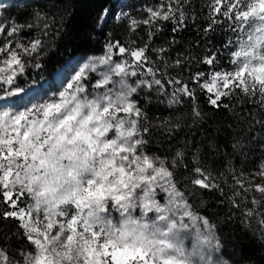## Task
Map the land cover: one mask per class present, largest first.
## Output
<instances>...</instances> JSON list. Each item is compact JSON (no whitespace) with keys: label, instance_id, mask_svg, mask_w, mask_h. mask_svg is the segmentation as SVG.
<instances>
[{"label":"trees","instance_id":"obj_1","mask_svg":"<svg viewBox=\"0 0 264 264\" xmlns=\"http://www.w3.org/2000/svg\"><path fill=\"white\" fill-rule=\"evenodd\" d=\"M142 1L145 0H123L119 6L136 8ZM161 3L166 11L170 3L175 7L173 0ZM210 3L211 0H181L180 10L185 14L182 26L172 19H158L151 26L140 25L132 32L113 23L118 4L115 0H26L1 9V17L8 27L24 26L16 34L18 38L32 41L38 38L44 44L37 59L23 56L20 51L27 62L22 74L27 86L49 80L75 56L103 54L108 43H119L133 50L148 44L151 63L146 62L137 71L145 80L151 77L141 73L149 66L158 69L156 76L162 80L172 77L188 80L197 72H204L207 78L210 71L232 68L230 54L236 51L237 36L234 21L216 15L219 23L205 32L211 23ZM108 11L111 15L103 25V13ZM94 24L98 26L93 27ZM174 28L179 30L173 31ZM149 32L153 33L151 37ZM160 47L168 49L163 59L152 51ZM209 53H219L214 68L198 62ZM177 59L183 67L175 65ZM139 88L133 99L144 112L136 117L137 134L143 141L139 144L140 152L165 161L164 167L173 172L169 179L190 211L213 228L220 257L227 264H264V193L248 188L241 181L259 173L264 164V91L248 87L246 97L237 90L224 101L229 108L219 110L206 102L203 92H198L202 119L196 121L187 98L168 105L173 86L166 85L164 94H158L155 88ZM145 129L149 131L144 133ZM236 143L242 147L235 148ZM177 152H182L183 157H177ZM195 167H200L208 177L207 182L215 187L193 186ZM4 210L5 206L0 204V212ZM20 231L15 220H0V247L7 249L18 263L24 259L20 252L26 255L32 251L22 243Z\"/></svg>","mask_w":264,"mask_h":264},{"label":"snow or ice","instance_id":"obj_2","mask_svg":"<svg viewBox=\"0 0 264 264\" xmlns=\"http://www.w3.org/2000/svg\"><path fill=\"white\" fill-rule=\"evenodd\" d=\"M173 2L175 7L170 3L167 11L161 12L151 8L148 9L150 16L142 22L135 19L131 20L130 28L135 30L141 23L150 25L154 22L155 18L160 20L172 19L174 24L178 23L182 26L185 20V14L180 10L181 0H173ZM209 9L212 13L210 16L211 23L205 32L211 31L213 25L219 23L215 17L216 15H221L234 21L235 30L237 32H244L247 36V40L239 41L240 51L231 52L230 54V62L235 65V71H214L207 79L206 74L201 71L194 73L188 80H181L175 77L162 80L156 76L158 69L154 70L149 66L147 67V71L141 74L150 76L151 78L142 80L139 88H148L149 90L155 88L158 94H164L166 85L173 86L168 105L178 104L184 98H187V102L191 103L192 117L196 121L202 119V113L197 104L198 92H203L206 96V102L217 110L220 108L228 109L229 105L224 103V101L228 97L234 95L237 90L246 96V89H241L239 87L241 83L239 75L240 72H244L248 69V66L247 63H245L243 67H238L236 58L254 38L257 45L264 44V0H211ZM177 12H179L178 17L176 16ZM110 15V11L103 13L105 22ZM250 17H257L256 21H258V26L255 29L257 33L255 37L252 32H246V29L250 27ZM96 26L98 25H93V27ZM22 27L24 26L11 25L6 28L4 25L0 24V35L9 38L15 37L16 34L21 31ZM28 27L31 26L29 25ZM178 30V28L173 29V31ZM152 34V32H149V37H151ZM88 39L89 37L86 33L85 40ZM43 47V42L38 38L31 41L27 46L20 42L14 43L12 39L7 40L4 42L3 46H0V53H3L6 57L0 59V63L4 65L0 67V93H3V95L0 96V204L5 206V210L0 212V220H15L19 225V229L22 230L18 232V234L23 237L22 243L27 247L33 248V250L41 246L42 240L33 235V233L37 231V228H30L29 226L33 224L38 226L39 220L43 219V216H37L36 213L31 212L28 208V204L26 206H20L21 203H23L22 198L27 195L14 187V177L19 176L22 168L26 170L25 166L30 167L32 164H38L43 167L48 164L46 158L47 144L49 140L54 139L53 136L49 135V132L55 131L57 133H62L64 124L69 120L74 121L76 119L74 116L70 115L71 108L64 109L63 104L66 98L69 100L73 97H78L80 99L87 98L88 95L84 86V81L88 78V73L96 72L99 66H107V71L104 72L103 78L96 84V87L100 88L109 83L113 74L121 77L126 75L134 77L138 75L137 71L129 66L127 59H125L124 63H116L113 61L114 55H126L127 57H131L132 65H134L135 69H143L146 62L151 63L148 55V44H144L143 47L133 50L119 43H108L105 46L106 53L98 57L93 56L89 58L88 62L84 63L83 66L79 68L78 73L73 78V82L68 85L65 91L59 94L58 99H53L45 104H40L32 108H26L23 112L18 110L16 112L3 110L4 100L10 99L15 101L19 97L26 95V90L16 83L18 77L26 71L27 62L23 59V56L37 59ZM114 49H118V52H115ZM17 50H22L23 56L21 52ZM152 51L156 52L157 55L163 59V54H165L168 49L160 47L158 49H152ZM218 56L219 53L216 55L209 53L198 62L214 68L216 67ZM175 65L177 67H183L180 59L175 61ZM35 67H39V64H36ZM129 69L132 71L129 72ZM69 89H71V91H69ZM137 93L138 89L136 87L128 89L127 85L121 80V93L118 98L122 101L121 104H125V107L119 110L120 114H131L134 112L136 117L139 118L141 114L144 113L137 104V101L133 99V96ZM130 97L131 100H129ZM111 99L112 96L106 93L104 96L97 97L96 100L93 101L100 105H108L103 107L101 115L112 111ZM74 106L75 102L73 103V107ZM54 113L57 114V119L49 122L47 117ZM257 122L259 123L260 121ZM37 130L40 132L39 136L35 135ZM94 131H96V129ZM148 131L149 129H145L144 133ZM67 132L73 133L71 125H69ZM74 135L79 136L81 134L75 133ZM62 136L63 139H68L66 134L62 133ZM234 147L238 149L242 147V145L236 143ZM138 149L139 143L127 149L120 148L117 150L119 153H132L131 156H124L125 161L130 160L132 164L118 169L119 173L123 174L119 180L120 185L125 187L130 186L126 181H135L137 179V171L146 174L153 168H156L154 176L149 177L147 175H141L139 179L154 184L157 176H173V172L168 168L154 167L152 158L145 154L141 155ZM176 155L179 158L183 157L182 152H177ZM13 161L15 162L14 164L12 163ZM261 167L264 168V165H261ZM39 170L38 168L37 171ZM193 172L195 174L191 177V184L193 186L205 189L210 186L215 187V185H210L207 182L208 177L205 176L204 171L200 167H195ZM102 187V185H97V189ZM172 187L176 190V185ZM136 191L139 193L142 192L143 189H136ZM259 191L264 193V187H259ZM89 194L97 198L98 204L104 200L108 201L107 206L103 210L98 209L97 223L102 219H106V214L109 210H113V205L116 206L114 210L120 209L121 204L129 199V197H126L115 185L111 186L109 191H104L102 195L99 194L98 197L96 192L91 190ZM181 202L182 194L180 191L176 190V197L171 199L169 203L175 205V211H180ZM152 203L153 201L149 200L147 205H152ZM129 210L131 211V209ZM64 211L66 215L57 217L58 223L52 229V232L54 235H57L60 230L59 225H66L68 231L65 233L67 236L65 244L70 245L77 239L75 234L87 232L90 226L86 225L81 218L76 215V207L69 206L67 209H64ZM120 211H123V209H120ZM157 211H160V209L157 208ZM185 217L193 221L197 219L195 216H192L190 212L186 211L180 216V219L184 221ZM203 224L207 225L208 221L204 220ZM102 231L103 230L98 233L94 229L91 230L93 239L99 241V243H94L91 246L86 244L83 249V264H155V260L149 259L148 253L142 248H133L127 244L123 247H118L112 241L103 242L101 240ZM44 235L46 237L47 233ZM19 255L24 258L25 252L22 251ZM0 264H18V262L9 255L7 249L0 247ZM162 264H183V262L171 259L163 260Z\"/></svg>","mask_w":264,"mask_h":264},{"label":"clouds","instance_id":"obj_3","mask_svg":"<svg viewBox=\"0 0 264 264\" xmlns=\"http://www.w3.org/2000/svg\"><path fill=\"white\" fill-rule=\"evenodd\" d=\"M250 19L256 20L257 17ZM256 35L254 31L253 36ZM237 58L241 61V67L247 63L248 69L255 73L257 69L264 67V44L257 45L254 38ZM119 96L120 93H117L114 98L112 97L113 108L122 103ZM96 98L94 96L91 98L87 96L86 99L66 98L63 108H71L70 115L76 118L65 123L62 129V133L66 134L68 139H63L62 133L49 132L54 139L49 140L47 144L48 164L43 167L38 164L25 166L26 170L22 168L19 176L13 179L14 187L27 195L29 210L37 216H43L39 224L48 232V239L43 241L40 247L25 255L24 264H39L44 257H47L45 264H83V249L86 244L91 246L99 243L93 239L92 229L98 233L103 230L101 234L103 242L112 241L118 247L127 244L133 248H142L148 253L149 259L155 260V264H162L163 260L171 259L182 261L183 264H197L189 251H177L175 234L180 232L183 236V230L189 229V225L182 221L180 216L185 211H190L187 208L175 211V205L169 203L176 197V190L172 187L167 202L160 203L157 200L158 194L153 190L154 184L152 182L141 184L139 177L146 174L139 171L136 173L135 181H126L130 185L127 192L121 188L118 169L132 164V161H125L124 153L117 150L127 149L143 141H134V136L138 133L135 121L127 118L117 119L113 113L101 115L103 107L108 105L93 102ZM55 119H57L55 113L47 117L49 122ZM69 125L73 133L67 132ZM95 129H100V132L94 131ZM105 130L114 131L111 141L104 136ZM75 133L81 135L75 136ZM39 134L37 130L35 135ZM154 160L160 167H164L163 159L155 157ZM155 171L156 168L151 169L152 173ZM97 185L103 187L97 189ZM113 185L126 197L131 198L121 204L120 209L123 211L117 209L120 213L118 218H109L106 214V219L97 223L98 209L103 210L108 201L104 200L98 204L97 198L91 196L89 191L96 192L98 197L101 192L109 191ZM140 188L143 189L142 194L137 195L133 190ZM149 200L153 201L152 205H147ZM69 206L77 208L76 215L90 228L87 232L75 234L76 241L66 245L67 226L59 225V233L52 235L47 225H57V217L66 215L64 209ZM137 208L140 209L139 214H136ZM157 208L160 211H157ZM191 215L193 216L192 213ZM29 227L34 228L36 225ZM185 249H190L188 241H185Z\"/></svg>","mask_w":264,"mask_h":264},{"label":"rangeland","instance_id":"obj_4","mask_svg":"<svg viewBox=\"0 0 264 264\" xmlns=\"http://www.w3.org/2000/svg\"><path fill=\"white\" fill-rule=\"evenodd\" d=\"M26 0H0V24L4 25L8 28V26L5 24V19L1 17V9L6 8L10 6L13 3L20 4ZM118 2L116 5V15L114 17L113 23L115 25H121L128 28L129 32L133 31L130 28L131 20L135 19L137 21H143L144 19H147L150 16V13L148 9H153L156 11H166L165 6L161 3V0H145L142 1L141 4L139 3L136 8L130 7L125 8L124 4L119 6V3L123 0H115ZM125 1V0H124ZM158 18L154 19V22H156ZM107 21V20H106ZM153 22V23H154ZM104 22L102 23L104 25ZM152 23V24H153ZM150 25H144L141 23L140 25L144 26H151ZM250 27L246 29V32H254L255 29L258 26V21L250 19L249 20ZM102 25V26H103ZM137 29V28H136ZM10 30V29H9ZM12 39L13 42H20L24 45H29L32 40L30 39H20L17 36L9 38L4 35H0V46H3L4 42L7 40ZM240 40H247V36L244 32H237L236 38H234L236 51H240L239 47V41ZM14 46V44H13ZM18 52H22V50H17ZM115 52H118V49L114 50ZM106 52H104L101 55H104ZM98 55V56H101ZM97 56V57H98ZM6 58L3 53H0V59ZM91 57H83V56H75L71 58L69 61H67L65 64H63L61 67H59L52 75V77L49 80L46 81H38L37 83L27 86L26 82L22 78H24L23 75H20L18 78L21 79V82H19V79L16 80L17 84L25 85L23 87L26 90V95L19 97L15 101L13 100H4V108L3 110L9 111V112H16L17 110L20 112L25 111L26 108H32L34 106L45 104L53 99H58L59 94L63 91H65L66 88H68V85L73 82L74 76L78 73L79 68L83 66L84 63L88 62V59ZM125 59L128 60L129 66L132 67L133 70L138 71V69H135L134 65H132V58L127 57L126 55H114L113 61L116 63H124ZM237 59V66L241 67V61ZM232 64V63H231ZM4 66L2 63H0V67ZM230 68L227 71H235V65L232 64ZM107 71V66H99L97 71L94 73H88V78L84 81V86L87 91V95L89 98L91 97H100L104 96L106 93L112 96L113 98L117 93H121V80H123V83L127 85L128 89H131L133 87H140L142 80H145L144 77L141 76H118L116 74H113L109 83L107 85H104L100 88L96 87V84L103 78L104 72ZM132 71L129 69V72ZM214 71H210V73L207 75V78L210 77V75ZM226 72V71H221ZM206 78V79H207ZM239 80L241 83L239 84V87L242 89H246L248 87H254L255 91H264V67H261L260 69H257L256 72H252L249 69H246L244 72H240ZM7 87V86H6ZM223 90V89H222ZM71 91V89H69ZM3 93H0V96H2ZM131 100V97L129 98ZM125 107V104H120L116 106L115 108H112L111 112L105 113H113L117 119H130L132 121L136 122V115L135 113L131 114H120L119 110L121 108ZM96 132H100V129H96ZM114 131L105 130L104 136L111 141L112 137L114 136ZM140 140L139 135L136 134L134 136V141ZM140 152V150L138 149ZM141 153V152H140ZM132 153L124 152V156H131ZM141 155H144L141 153ZM149 156V155H148ZM153 160L154 167H160L158 162L154 160L155 157L150 156ZM264 165V164H263ZM127 167V166H126ZM150 173V175L148 174ZM264 168L261 169V171L253 176H245L243 179H241L242 183L246 184L248 188H252L256 190V192L259 191V187H264ZM123 174H120V177ZM147 176L152 177L155 175V173H152L151 170H149L146 173ZM141 184L145 183V181L140 180ZM172 183L169 179V177H160L157 176L156 180L154 182V191L158 194L157 200L160 203H166L167 199L169 198V192L172 188ZM259 186V187H258ZM121 188L124 190V192H127L130 188V186H123L121 185ZM137 195L142 194V192L137 193L136 189L133 190ZM101 195L103 192L100 193ZM131 198V196H129ZM23 203H21L20 206H26L29 202V199L27 196L22 198ZM185 207L190 211V208L186 204L184 198L182 197V202L180 205V211L184 210ZM115 207H113V210H109L107 212V216L109 218H118L120 213L117 210H114ZM136 214H139V208L136 210ZM191 212V211H190ZM192 213V212H191ZM193 214V213H192ZM197 219L195 221L191 220L190 218L185 217L184 222L189 225V229H185L184 235L182 236L180 232H177L175 234V241L177 245L178 251H189L191 256H193L197 264H227L226 261L220 257V248L219 244L216 238V235L214 233L213 228L210 225H204L203 221L204 219L194 215ZM58 223V221H57ZM56 225L48 224L47 228L51 231L52 235V229ZM37 231L33 233L38 239H41L42 237V243L43 241H46L48 239V232L44 230V226L38 225L36 226ZM45 233H47V236L45 237ZM39 234V235H37ZM185 241H188L190 244V249H185ZM33 250V248H32ZM47 260V257H44L40 260L39 264H45ZM18 264H24V259L21 263Z\"/></svg>","mask_w":264,"mask_h":264},{"label":"bare ground","instance_id":"obj_5","mask_svg":"<svg viewBox=\"0 0 264 264\" xmlns=\"http://www.w3.org/2000/svg\"><path fill=\"white\" fill-rule=\"evenodd\" d=\"M102 21L104 22V18L102 19ZM101 24H102V22H101Z\"/></svg>","mask_w":264,"mask_h":264},{"label":"water","instance_id":"obj_6","mask_svg":"<svg viewBox=\"0 0 264 264\" xmlns=\"http://www.w3.org/2000/svg\"><path fill=\"white\" fill-rule=\"evenodd\" d=\"M103 18H104V16H103Z\"/></svg>","mask_w":264,"mask_h":264}]
</instances>
